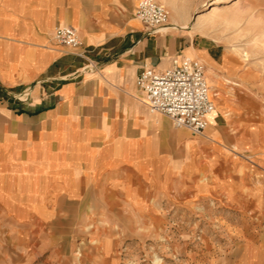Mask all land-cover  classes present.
Segmentation results:
<instances>
[{"label": "crops", "instance_id": "1", "mask_svg": "<svg viewBox=\"0 0 264 264\" xmlns=\"http://www.w3.org/2000/svg\"><path fill=\"white\" fill-rule=\"evenodd\" d=\"M137 2L0 0V264L132 259L108 240L97 246L98 231L87 228L158 225L148 213L162 209L164 195L220 208L210 225L225 235L195 246L185 264H264V123L222 116L224 78L238 82L220 66L224 50L216 59L209 38L169 12L147 32ZM60 26L77 30L78 49L55 40ZM183 56L224 74L212 91L205 69L214 110L198 135L150 112L135 84L141 67L162 71ZM240 112L250 117L247 106ZM71 211L80 217L67 218ZM86 211L125 219L91 224Z\"/></svg>", "mask_w": 264, "mask_h": 264}, {"label": "rangeland", "instance_id": "2", "mask_svg": "<svg viewBox=\"0 0 264 264\" xmlns=\"http://www.w3.org/2000/svg\"><path fill=\"white\" fill-rule=\"evenodd\" d=\"M157 1L163 4L170 15L173 14L178 19H183L185 16L187 22L184 26L189 32L198 31L205 34L209 42L214 45L211 54L216 59L219 57V52L224 50L220 66L225 73L232 72L230 75L236 77L233 80H238L237 82L224 78L225 82L230 83L227 85L226 93L220 95L226 107L221 112L227 114L226 117L222 114L225 120L226 118L228 122L233 120L237 126L238 123L240 125L246 120L264 123V0ZM212 4L216 5L217 10L206 13ZM200 13L204 15L196 18ZM191 26H195V29L190 30ZM215 44L218 46L216 47ZM199 59L210 74H207V79L211 90L216 91L215 86L219 80L216 77H222L224 74L212 71L206 60ZM215 94L218 93L215 92ZM245 106L250 108L248 119L240 112V107ZM261 133L264 134V131ZM239 154L247 155L244 151H240ZM180 156L182 162L186 157L182 143ZM164 196L162 209L160 208L154 214L148 213V217L160 221L158 225L90 226L87 229L94 234L98 231L96 236L100 240L98 242V237L92 236L89 237L90 242H98L97 246L100 247L104 240L113 242L116 253L125 258L127 256H124V253L132 250V259H123L120 264H185L189 251L195 246L200 244L209 247V238L214 240L212 236L225 235L226 228L210 225L220 215L219 206L213 205L209 200L198 201L191 207L185 202L175 205L168 200L169 195ZM79 214V211H71L68 212L67 218H79ZM107 216L125 219V216L118 211L84 212V217L92 221L91 224L93 219H103ZM130 234L135 236L132 238L135 242L131 244Z\"/></svg>", "mask_w": 264, "mask_h": 264}, {"label": "built area", "instance_id": "3", "mask_svg": "<svg viewBox=\"0 0 264 264\" xmlns=\"http://www.w3.org/2000/svg\"><path fill=\"white\" fill-rule=\"evenodd\" d=\"M134 15L149 33L168 22V12L157 0H138ZM54 38L72 49L81 46L78 32L72 26L57 27ZM135 84L150 112L165 115L175 127H184L192 134H201L205 129L214 103L205 78V66L199 59L175 57L162 71L143 66L135 77Z\"/></svg>", "mask_w": 264, "mask_h": 264}, {"label": "bare ground", "instance_id": "4", "mask_svg": "<svg viewBox=\"0 0 264 264\" xmlns=\"http://www.w3.org/2000/svg\"><path fill=\"white\" fill-rule=\"evenodd\" d=\"M163 5V4H162ZM217 10V7H216V5L215 4H212V5H210V7H209V9H208V11L206 12V13H211V12H214V11H216ZM168 12V11H167ZM204 15V13H200L196 18H200V17H202ZM171 16L173 17V19L174 20H177V19H175V15H173V14H171ZM193 29H195V26H191L190 27V30H193ZM244 56H245V54H244ZM188 57H190V56H188ZM201 61V60H200ZM202 62V61H201ZM203 63V62H202Z\"/></svg>", "mask_w": 264, "mask_h": 264}]
</instances>
